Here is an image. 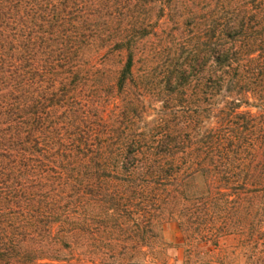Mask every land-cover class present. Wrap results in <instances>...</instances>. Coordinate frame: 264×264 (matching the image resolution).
Returning a JSON list of instances; mask_svg holds the SVG:
<instances>
[{
  "label": "trees",
  "instance_id": "16d2710c",
  "mask_svg": "<svg viewBox=\"0 0 264 264\" xmlns=\"http://www.w3.org/2000/svg\"><path fill=\"white\" fill-rule=\"evenodd\" d=\"M170 221L264 233V0H0V264L156 262Z\"/></svg>",
  "mask_w": 264,
  "mask_h": 264
},
{
  "label": "rangeland",
  "instance_id": "374dc122",
  "mask_svg": "<svg viewBox=\"0 0 264 264\" xmlns=\"http://www.w3.org/2000/svg\"><path fill=\"white\" fill-rule=\"evenodd\" d=\"M163 254L148 264H208V259L233 251L239 264H264V233L253 231L226 238L221 246L208 244L189 250L175 221L168 222L163 230Z\"/></svg>",
  "mask_w": 264,
  "mask_h": 264
}]
</instances>
